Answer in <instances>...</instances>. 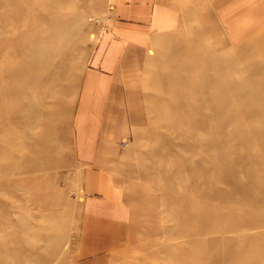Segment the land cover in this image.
Listing matches in <instances>:
<instances>
[{"label": "rangeland", "instance_id": "1", "mask_svg": "<svg viewBox=\"0 0 264 264\" xmlns=\"http://www.w3.org/2000/svg\"><path fill=\"white\" fill-rule=\"evenodd\" d=\"M113 4L114 0H0V43L28 32L36 37L21 38L20 42L33 43L34 49L20 51L21 61L27 62L29 53H35L37 47L51 48L54 54L50 56L54 62L43 76L49 80L53 75L50 84L35 89L27 81L21 83L20 94L8 114L11 122L15 117L11 127L17 133L15 137L5 134L6 114L0 109V145L9 141L8 154H0V159L10 166L11 184L9 191L0 194L4 206L1 216L6 220L0 237L7 243L4 250L18 249L15 254L24 261L22 264H67L74 250L82 198L81 168L71 149V127L83 70L99 30L110 22ZM45 5L51 8L47 12ZM15 11L18 17H13ZM1 19L5 20L3 24ZM10 19L15 27L7 23ZM57 25L66 27L68 39L48 46L51 42L42 36ZM168 36L167 42L146 50L143 65L137 63L133 83L127 87L126 137L116 144L112 164L125 207L121 244L93 264H176L169 252L175 246L180 251L189 237L197 238L188 231L195 220L191 217L184 225L181 216L194 211L202 201L223 213L224 221L249 215L244 200L232 198L241 192L229 186L220 163L239 182L248 181L250 164L242 143L245 137L227 134L235 131L233 128L256 126L260 119L248 118L247 114L243 118L217 119L210 102L230 99L244 110V88L264 89V1L247 12L242 21L222 25L214 16L212 21L207 20V26L198 23L197 27H185L164 37ZM9 63L6 51L0 49V71ZM184 66L190 76L175 72ZM199 72L208 82L203 104L197 100L202 89L192 88L200 83L196 76ZM249 79L256 85L250 82L253 86L245 87ZM7 82V78L0 79V87ZM10 83H19V78ZM10 91L16 92V88L11 86ZM10 93H0V103ZM262 97L264 92L254 102L261 104L260 110H264ZM194 119H202L204 125L193 127ZM239 119L244 120L234 125ZM215 123H221L219 130L223 133L216 150L209 144L214 140ZM211 160L216 168L210 167ZM258 160L261 164L264 159ZM218 171L221 174L212 181ZM46 182L55 192L53 211L43 200ZM251 189L252 194L262 192L257 187ZM62 213L66 214L63 224V218H58ZM263 229L264 224L249 225L226 234H259ZM187 231L189 236L185 235Z\"/></svg>", "mask_w": 264, "mask_h": 264}, {"label": "crops", "instance_id": "2", "mask_svg": "<svg viewBox=\"0 0 264 264\" xmlns=\"http://www.w3.org/2000/svg\"><path fill=\"white\" fill-rule=\"evenodd\" d=\"M263 1L114 0L110 22L89 53L73 115L71 149L81 168L82 209L67 264H93L121 244L125 207L112 164L116 144L126 137L127 87L153 40L198 23L207 26L214 16L222 25L242 21Z\"/></svg>", "mask_w": 264, "mask_h": 264}, {"label": "bare ground", "instance_id": "3", "mask_svg": "<svg viewBox=\"0 0 264 264\" xmlns=\"http://www.w3.org/2000/svg\"><path fill=\"white\" fill-rule=\"evenodd\" d=\"M49 6L50 5H45L44 10L48 11L49 9H51L49 8ZM13 17H18V11L14 12ZM4 21L5 20L1 19V24H3ZM7 23H9L11 27H15L17 25H12L14 23L13 19L8 20ZM60 25L54 26V28H49V32L44 33V35L42 36L44 41H46L47 43L51 42L48 44V46L53 43H64V41L68 39L67 35H65L66 27H61L63 24L61 26ZM25 37L34 38L36 37V35L29 34L27 32L19 34V36L13 37L9 40H1L0 43V49L6 51L10 62L5 66L3 70L0 71V79H8L7 85L0 87V93H2V95L4 96L11 92V86L16 88V92L10 93L6 101L0 103V109L3 112V115L6 114L7 123L4 126V132L5 134H7L8 138H10L11 136L15 137V135L17 134L13 131V129H11L12 123L15 122V117L11 122L8 119V114L12 110V105L14 104L15 97L20 94L22 81H27L28 86L35 89H44L48 84H50V82L53 81V75H50L49 80L43 79V76L47 74L52 62H54L53 58H50V56H54V54L52 53V49H48L45 47L41 50L40 47H37L35 49V53H29L30 57L27 58V62L21 61L20 57L18 56V53L20 51H27L28 47L31 49V51L34 49L33 43L23 44L20 42V39ZM168 39L169 36L161 37L159 39L157 38V40H153L152 43L153 45L157 44L158 42L164 43L167 42ZM18 67L19 70H16L15 68ZM188 69L189 68L187 66H184L178 68L177 70H175V72L178 74L185 73V75L190 76L191 72H189ZM196 76L198 77V79H200V83L198 86H192V88L195 90L202 89L197 95V100L202 102L203 104L204 100L207 98L206 96L208 82L205 79L207 77L200 72ZM248 76H250V73H248ZM14 78H19V83H10V81ZM250 82H252L253 85H256L255 82L249 79L247 86L245 87L253 86L250 84ZM190 83L192 84L193 82ZM175 86H178V84L174 83V87ZM243 91H246L244 93V96L241 98V104H245L244 110L237 108L233 104V101L230 99L224 100L223 102L222 100L214 99V101H211L210 104H213L212 109L214 111V114L217 115V119H237V116L239 118H243L246 116V114L250 116L248 118L260 119V121H258V125L256 126H247L245 128H240L241 131L233 128L235 131H230V133L227 134L228 137L236 135L245 137L246 142L242 143L245 146V159H247V162L250 164V176L248 175V181H246L245 183L239 182L236 177H232L233 174H230V172L226 169L225 164L222 161L220 163L223 175L229 178V186L236 187L241 192L233 194L232 198L241 202H243L244 200L243 203L247 205L246 213H248L249 215L246 218L233 217L229 218V220L224 221L223 219H221L223 213H221L217 208L211 209L208 205H206L205 201L199 203L194 211H189L188 214H182L181 220L184 221V225L188 224V221L191 217L193 218V220H195V226H193L192 229H189L188 231H190L192 235H196L197 238L189 237V239L184 242V246L180 249V251L177 250V246H175L174 249L169 252L170 255L174 257L173 259L176 260V264H264V229L263 231L259 232V234H237L233 235V237L228 236L229 234H226L227 232H237L239 229L248 227L249 225H251V227L252 225L260 227L264 224V160H262L261 164L258 162V159H264V110H260L261 104L258 105L254 103L255 98L261 95L264 92V89L253 90L252 88H244ZM263 101L264 97H262V101L260 102L264 105ZM195 110L197 111L198 108ZM185 119L187 121L192 120L190 117H185L184 120ZM239 120L241 121L235 122L233 124L239 126V123H241L244 119ZM194 121V123H192L193 121L191 123L195 128L204 125V121L202 119L200 121L194 119ZM197 122H200V124H198ZM220 126L221 123H215L212 126L214 130V140H211L209 144L212 145L211 147L214 150H216L218 147L217 139L223 135V133H221V130H219ZM199 138L200 135L196 137V141H198ZM8 142L9 141H3V143L0 145V154H8ZM210 167L216 168V164L212 162V160L210 161ZM9 172V164L3 163L0 159V194L1 192L9 191L11 188ZM220 174L221 172L218 171L216 177L212 178V181L216 180ZM253 187H257L259 190H261V194H252V192L250 191ZM42 193L44 194L43 200L46 207L50 209V211H53L51 206L55 204V199H53V195H55V192H52V190L47 186V182L46 187L44 186L42 188ZM57 194L61 195L59 192ZM2 210H4L3 196L0 195V229L6 222L5 218L1 216L3 212ZM58 218H63V220L61 221L62 224L64 222L66 223V214L64 215L62 213ZM240 218L244 219L246 223ZM49 226L50 224L47 223V228ZM185 235L189 236V232L185 233ZM189 245H193V248L190 249L189 247L187 249ZM5 246H7L6 240L0 237V264H22L24 262L21 261L15 254V251H17L18 249L14 250L13 248L8 252L4 250Z\"/></svg>", "mask_w": 264, "mask_h": 264}]
</instances>
